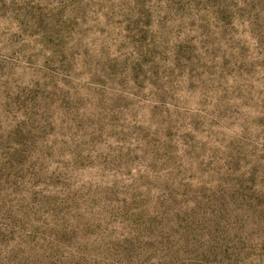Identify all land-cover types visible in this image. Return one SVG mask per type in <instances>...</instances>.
Here are the masks:
<instances>
[{"label":"rangeland","instance_id":"374dc122","mask_svg":"<svg viewBox=\"0 0 264 264\" xmlns=\"http://www.w3.org/2000/svg\"><path fill=\"white\" fill-rule=\"evenodd\" d=\"M0 264H264V0H0Z\"/></svg>","mask_w":264,"mask_h":264}]
</instances>
